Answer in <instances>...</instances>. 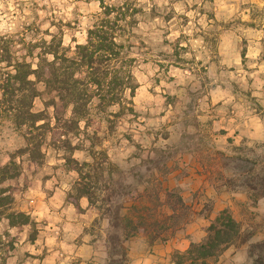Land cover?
Listing matches in <instances>:
<instances>
[{
	"label": "rangeland",
	"instance_id": "374dc122",
	"mask_svg": "<svg viewBox=\"0 0 264 264\" xmlns=\"http://www.w3.org/2000/svg\"><path fill=\"white\" fill-rule=\"evenodd\" d=\"M102 2L134 13L121 39L136 59L133 111L94 100L68 151L48 129L18 128L0 104V165L14 161L20 171L3 187L13 210L32 218L11 227L0 212V264H171L225 209L241 236L208 264H264V0H0L3 59L32 63L52 36L74 50ZM37 88L33 112L52 127L54 116L71 115ZM32 135L44 137L37 162L25 152ZM83 163L85 179L76 171ZM79 183L91 186L94 205L68 201L80 204ZM172 190L190 215L166 241L143 233L125 240L110 228L117 214L161 220Z\"/></svg>",
	"mask_w": 264,
	"mask_h": 264
},
{
	"label": "trees",
	"instance_id": "16d2710c",
	"mask_svg": "<svg viewBox=\"0 0 264 264\" xmlns=\"http://www.w3.org/2000/svg\"><path fill=\"white\" fill-rule=\"evenodd\" d=\"M102 12L97 16L95 24L87 30L85 43H77L74 50L62 47V42L45 41L44 48L34 56L30 62H14L11 57L0 61L6 66L0 68V104L4 110L12 112L14 122L18 128L30 126L33 130H46L52 133L61 147L65 150H76L71 137L80 132L81 123L90 120V111L94 100L97 107L103 109L118 107V113L133 111V98L138 88L133 68L136 59L131 56L133 45L121 42L129 27L128 15L130 8L125 4L120 7L106 6L101 3ZM127 10V11H126ZM6 58V57H5ZM38 84H42L46 91L65 106L70 108L69 117L54 116L52 127L43 113L32 111L34 100L39 96ZM114 113V115H118ZM43 122L42 124H39ZM33 133V132H32ZM42 138L27 137L25 152L32 161L37 162L42 155ZM92 152V150H91ZM94 152H92L93 154ZM68 162L78 164L74 159ZM77 172L84 178V167L89 163L79 165ZM18 165L12 161L7 165H0V212L6 214L11 227L32 224V218L26 212L13 210L14 196L10 187H3L4 183L19 176ZM93 190L87 183H79L78 198H87L89 204L96 203ZM70 203L79 205L77 198L70 197ZM167 211L162 219L149 221L143 214L135 217L114 216L109 223L111 229L121 231L127 240L138 233L150 238V242L161 238L166 241L168 232L183 228L188 223L190 207L184 204L183 197L176 191L166 192ZM178 202V203H177ZM122 204L116 211H121ZM156 235H153L155 234ZM241 236V223L229 210L220 211L207 228V236L200 242H192L185 252L174 254L171 264H208L218 257L229 246L238 242ZM116 239L115 233L110 240Z\"/></svg>",
	"mask_w": 264,
	"mask_h": 264
},
{
	"label": "crops",
	"instance_id": "0c3cea01",
	"mask_svg": "<svg viewBox=\"0 0 264 264\" xmlns=\"http://www.w3.org/2000/svg\"><path fill=\"white\" fill-rule=\"evenodd\" d=\"M259 46H260L259 44H256V49L259 48ZM57 192H60L59 189H57ZM57 192L55 193L54 197H52V198L50 199V201L48 202V204H47V206H46V209H47V207H48L49 205H51V204H56L55 202H56V201H59V200L57 199V196H58L57 194H59V193H57ZM61 194H63V193L61 192ZM55 199H56V200H55ZM84 199H85V198H81V200H80V204H79L82 208H84L83 206H84V204H85V203L83 204V200H84ZM74 206H75V205H74ZM70 209H71V208H70ZM35 214H36V213H35ZM43 216H47V215H46V214H43Z\"/></svg>",
	"mask_w": 264,
	"mask_h": 264
}]
</instances>
